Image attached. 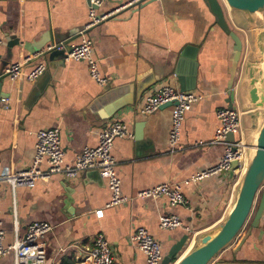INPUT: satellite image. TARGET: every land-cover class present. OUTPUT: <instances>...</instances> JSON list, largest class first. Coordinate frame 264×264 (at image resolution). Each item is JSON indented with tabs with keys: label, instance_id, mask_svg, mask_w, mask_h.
<instances>
[{
	"label": "crops",
	"instance_id": "0c3cea01",
	"mask_svg": "<svg viewBox=\"0 0 264 264\" xmlns=\"http://www.w3.org/2000/svg\"><path fill=\"white\" fill-rule=\"evenodd\" d=\"M136 2L104 0L99 14L116 11L85 32L87 0H0V82L1 90L8 93L0 100V173L31 165L35 133L44 128L59 129L64 162L72 164L83 147L97 144L107 105L118 98L124 106L113 118L123 121L133 134V138H115L111 148L121 191L131 197L129 202L106 206L110 191L97 170L82 171L75 178L54 174L33 187L12 189L0 182L4 245L14 241L16 228L22 234L33 221L54 225L44 238V264L86 263L99 232L110 243L113 264H146L131 240L139 226L161 244L162 255L187 234L178 258L219 224L234 203L250 145L263 119L242 109L245 101L238 91L253 49L252 32L264 29V12L250 19L229 8L225 0H216L243 42L235 68L233 41L217 25L209 0ZM82 32L92 40L99 72L108 79L103 86L90 77L84 60L49 62L36 56L51 42L78 44ZM27 56L32 58L23 66L24 72L43 62L49 72L44 83L39 78L10 80L5 74L7 66ZM164 85L201 96L185 111L179 148L173 151L169 149L172 107L140 112L145 98ZM230 105L240 114L235 139L245 144L240 166L233 178L225 171L191 180L220 161L223 146L210 140L219 124L216 111ZM165 182L179 184L186 203L172 206L165 196L135 197L138 191ZM263 190L264 182L259 194ZM255 210L209 264H264V209L253 224ZM162 215H175L182 225L162 228ZM0 264H13V254L1 257Z\"/></svg>",
	"mask_w": 264,
	"mask_h": 264
},
{
	"label": "built area",
	"instance_id": "2783aa9c",
	"mask_svg": "<svg viewBox=\"0 0 264 264\" xmlns=\"http://www.w3.org/2000/svg\"><path fill=\"white\" fill-rule=\"evenodd\" d=\"M104 0H87L88 22L85 32L107 19L116 11L99 14L97 11ZM82 32L81 40L73 45L69 52H65V59L84 60L88 65L90 77L99 85L103 86L108 79L99 72L97 62L92 54V40ZM64 48L63 44L53 43L46 50ZM40 52L36 54L39 57ZM32 57L27 56L10 64L5 69V74L10 80L25 78L30 82L35 81L44 70V64H36L30 71L24 72L23 66ZM201 98L200 95L191 92L180 91L170 85L160 87L153 95L145 98L140 109L141 113H150L161 105L175 101L171 110V127L169 131V149L171 151L179 148L180 128L184 119V113L190 106ZM219 124L215 130L214 137L210 140L212 144L223 146V154L220 161L191 178L199 180L218 172L227 171L233 160L238 166L245 154V144L241 139L230 141L226 138L227 133L237 134L240 131V114L233 107H222L216 111ZM118 137L133 138L127 125L118 118L106 122L98 133V142L95 146H85L76 155L72 164L64 162V149L61 145L60 131L58 128H44L36 131L34 149L35 153L31 165L20 170H5L0 173V182H6L12 189L16 187H33L39 180H47L54 174L64 178H75L80 172L97 170L106 181L110 191V199L106 206H114L129 202L131 197L124 195L121 191L120 179L115 170V160L111 154L113 140ZM44 164L45 167H41ZM165 196L170 205L186 203L180 186L177 183L165 182L151 188L140 190L135 197L155 198ZM98 214L102 210L97 211ZM182 225L181 220L175 215H162L159 218V226L165 229H173ZM54 228V225L46 220L33 221L27 225L22 234L16 228L14 241L10 245H4V232L0 212V258L8 253L13 254V264H44L45 243L44 238ZM134 245L144 254L146 264H160L162 260L161 244L155 240L147 230L139 226L131 235ZM86 263L82 264H113V257L109 241L103 233L94 235L92 246L86 254Z\"/></svg>",
	"mask_w": 264,
	"mask_h": 264
},
{
	"label": "water",
	"instance_id": "95a60500",
	"mask_svg": "<svg viewBox=\"0 0 264 264\" xmlns=\"http://www.w3.org/2000/svg\"><path fill=\"white\" fill-rule=\"evenodd\" d=\"M150 1L152 0H138L135 5H143ZM209 2L211 3V6L213 5L217 25L233 41V63L236 68L240 56H242L243 42L238 34L229 26L225 19L222 7L217 4L216 0H209ZM225 2L229 8L248 15L250 19L253 14H262L264 12V0H225ZM252 36L251 43L253 49L249 52L248 58L244 64V78L239 85L238 96L240 100L243 102L245 101L242 105L243 110H251V115L254 117L259 116L260 114L263 119L258 127L256 137L250 145L251 147L248 151L247 162L234 203L226 217L219 224L201 234V236L198 237L184 254L176 258L187 239V234H184L169 248L166 254L162 255L160 264H209V262H211V260L226 248L237 236L247 219L250 217L254 207H256V210L252 218L253 224L258 222L259 216L264 209V190L259 194L260 188L264 182V112L262 110L264 107V29L260 28L255 30L254 33L252 32ZM51 43H56L58 46L63 44L64 48L57 49L54 47L51 50H41L38 58L41 57L42 59H47L49 62H55L57 60L62 61L65 59V52H69L73 47V45L68 46L63 41H55ZM26 48L31 49L33 52L35 51L30 44H27ZM44 67L43 72L38 77L40 84L44 83L49 76L45 64ZM36 88H40L38 83ZM5 97H8V93L1 90L0 82V100ZM228 102L231 104L230 99ZM175 103V101L167 102L159 108L172 107ZM123 106L124 103L119 100V98L110 101L106 108V115L102 117V119L108 122ZM226 138L233 141L235 139V134L227 133ZM237 168L238 163L236 160H233L230 168L227 170L229 178H233V171ZM257 196L259 199L257 205H255Z\"/></svg>",
	"mask_w": 264,
	"mask_h": 264
}]
</instances>
